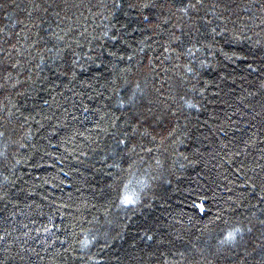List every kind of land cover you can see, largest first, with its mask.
<instances>
[{
  "label": "trees",
  "instance_id": "trees-1",
  "mask_svg": "<svg viewBox=\"0 0 264 264\" xmlns=\"http://www.w3.org/2000/svg\"><path fill=\"white\" fill-rule=\"evenodd\" d=\"M189 2L0 0V264H264V0Z\"/></svg>",
  "mask_w": 264,
  "mask_h": 264
},
{
  "label": "snow or ice",
  "instance_id": "snow-or-ice-1",
  "mask_svg": "<svg viewBox=\"0 0 264 264\" xmlns=\"http://www.w3.org/2000/svg\"><path fill=\"white\" fill-rule=\"evenodd\" d=\"M205 0H190L189 4L187 5L185 11L187 12L189 9L192 11H196L198 8L204 7ZM2 6V5H0ZM130 7H135V4H129ZM119 7V5H117ZM144 7H151L149 4H144ZM215 7V5H214ZM140 24L142 25L144 30H150L149 26L154 25V21L148 16V15H143L140 17ZM213 32L215 33V29H213ZM223 35V33H220ZM110 40L115 43L118 39H122V37H116L115 34L112 37H109ZM233 39H238V37H233ZM172 44L176 45H181L182 41L180 40V37L176 36L175 33L171 34L170 40H169V45L171 46ZM200 49L197 48L196 51L198 52ZM164 51L167 52L168 48H164ZM91 53H95V49H90ZM183 53L178 52L177 55H182ZM187 54L189 56H194L195 52H193L192 48L187 49ZM101 56L103 53L100 54ZM107 55L109 56H114L116 57L117 60H123L125 57L124 56H117L115 51H108ZM129 60L133 59L132 55H128L127 57ZM86 61H91L92 64H95L96 61L93 59L92 55H88L86 58ZM96 59H100L99 56L96 57ZM237 59H240V57H237ZM101 63L103 61L101 60ZM79 61H73V66L70 67L69 71L74 75L75 73V65H78ZM96 67H100L99 64H96ZM147 67L151 70L153 66L151 64L147 65ZM139 87V85H137ZM140 96H143L144 93L140 92ZM151 103V101H149ZM137 104V94L134 92L128 100L121 101L120 103L117 104V107L121 109H125L126 107L129 109H135L134 111H131V116L130 118L125 122L126 127L121 131L120 133V138L117 139V144L121 147V152L124 154H129V153H135L136 148H145L147 145L143 143L145 139H149L151 143L156 142V138L158 135L161 136V143L163 142L164 138L169 137L170 130L161 132L160 130H157L152 123L153 117L148 115L149 113H153V109L151 107H147L144 110H140L139 108H136ZM189 107H193V105H189ZM171 115L175 116L176 113L172 112L170 113ZM125 115H128L126 112ZM119 119V117H117ZM159 119V118H157ZM224 135H227V133H224ZM138 138V139H137ZM222 147H226V145H221ZM147 150L149 152L152 151L151 147H148ZM122 203L124 205H132L134 204V200L129 198L128 196H125ZM195 208H197L201 214L205 212V207L202 204H195ZM261 223H264V221H261ZM251 231V229H249ZM236 233H240L241 230L239 228L235 229ZM148 239H151V236L148 237ZM236 241V236L233 235L232 233H229L226 241H222V243H234Z\"/></svg>",
  "mask_w": 264,
  "mask_h": 264
}]
</instances>
